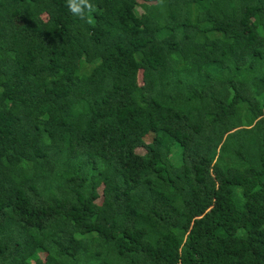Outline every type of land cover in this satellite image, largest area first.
<instances>
[{
    "label": "trees",
    "instance_id": "16d2710c",
    "mask_svg": "<svg viewBox=\"0 0 264 264\" xmlns=\"http://www.w3.org/2000/svg\"><path fill=\"white\" fill-rule=\"evenodd\" d=\"M90 2L0 0V264H264V0Z\"/></svg>",
    "mask_w": 264,
    "mask_h": 264
},
{
    "label": "clouds",
    "instance_id": "9594fccd",
    "mask_svg": "<svg viewBox=\"0 0 264 264\" xmlns=\"http://www.w3.org/2000/svg\"><path fill=\"white\" fill-rule=\"evenodd\" d=\"M66 6L73 15L81 19H85L87 13H91L94 10V5L90 0H67Z\"/></svg>",
    "mask_w": 264,
    "mask_h": 264
},
{
    "label": "rangeland",
    "instance_id": "374dc122",
    "mask_svg": "<svg viewBox=\"0 0 264 264\" xmlns=\"http://www.w3.org/2000/svg\"><path fill=\"white\" fill-rule=\"evenodd\" d=\"M138 82L140 81V76L138 75ZM151 136H152V134H149V135H147V136H145L144 137V142H147V141H149L150 140V138H151ZM137 152L138 153H142V150H137ZM100 192V191H99ZM99 202V200H97V203Z\"/></svg>",
    "mask_w": 264,
    "mask_h": 264
}]
</instances>
